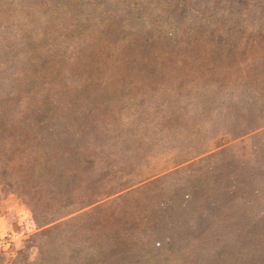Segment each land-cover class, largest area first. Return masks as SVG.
Wrapping results in <instances>:
<instances>
[{
	"label": "rangeland",
	"instance_id": "rangeland-1",
	"mask_svg": "<svg viewBox=\"0 0 264 264\" xmlns=\"http://www.w3.org/2000/svg\"><path fill=\"white\" fill-rule=\"evenodd\" d=\"M28 1L0 0V123L17 126L0 137V153L8 152L15 162L12 171H2L13 180V187L2 188L0 198V216H9L12 225L0 234V239L11 236L6 247L10 251L0 257V264H206L200 244L165 260L144 251L136 260L132 249L141 233L158 235L165 229L153 223L161 206L172 199L164 189L184 190L193 184L211 156L221 165L231 159L241 165L252 162L261 149L255 136L264 127L252 129L264 125V119L241 116L238 109L249 91L264 94V63L254 62L258 56L264 58V28L258 32L253 26L264 24V0H165L169 6L177 5L171 12L172 27L179 29L186 23L199 33L208 31L207 36L197 32L171 36L169 32L145 44L146 28L140 31L141 37L126 42L127 49L114 50L107 44L105 58L111 63L102 59L93 69L94 74L102 71V76L88 75L90 44L81 41L72 61L41 58L33 75L44 82L29 77L23 80L26 85H20L17 63L25 46L20 35L32 34L33 27L43 28L36 15L27 11ZM124 9L120 6L116 12ZM204 10H209L210 18L200 21ZM89 19L93 16L83 21ZM41 36L46 35L38 37L39 49L45 53V46L52 42ZM7 43L10 49L4 48ZM139 51L144 57H133ZM117 52L121 55L118 65ZM75 60L80 68L72 74L65 65ZM123 62L130 71L113 82L110 73ZM252 70L258 76L250 82ZM89 81L92 85L85 89ZM254 104L264 108L258 99ZM38 109L48 118L56 114V120L71 117L74 128L62 129L61 123H55L51 129L49 122H34L32 117V124L41 129L29 135L35 140L29 144L17 122L29 119ZM232 115L237 119L231 120ZM74 129L83 138L75 139ZM87 178L94 195L106 193V182L109 187L118 182L133 184L75 212L77 201L85 204L88 199L83 198L86 185L81 182ZM43 182L59 186L41 191ZM39 202L50 203L49 209ZM64 214L69 216L49 226L36 225ZM107 235L113 241L119 239V251L114 243L106 248ZM226 260L221 264H252L255 257L247 249L244 260Z\"/></svg>",
	"mask_w": 264,
	"mask_h": 264
},
{
	"label": "trees",
	"instance_id": "trees-1",
	"mask_svg": "<svg viewBox=\"0 0 264 264\" xmlns=\"http://www.w3.org/2000/svg\"><path fill=\"white\" fill-rule=\"evenodd\" d=\"M216 1L213 0L214 3ZM28 4L30 6L27 11L36 15V21L39 24H43V28L33 27L32 34L22 33L20 35V39L25 43L24 54L21 55L22 59H19L17 63L18 68H21L22 74V81L18 82L20 85L24 83L23 80H28L29 77L34 78L32 79L33 82H37V80L44 82L38 79L36 75H33L35 65L42 64L41 58L47 55L49 60L54 57L59 59L60 57L62 59L65 57L67 60L72 61L77 51L75 46L81 41L85 44H90L88 49L92 59L87 63L89 66L88 75L95 76L98 74L102 76V71L94 74L93 69L97 66L96 62L99 60L105 59V62L111 63L110 59L105 58L109 54H106V52H109L107 48L109 43L111 44V49H124L123 47L127 49L130 45H127L126 42L129 41L131 44L132 41L141 37L140 31L143 32L146 28H149V32L143 39L145 44L159 38L162 34L169 36V32H172L171 36L178 34L187 37L199 31L196 30L195 26L187 27L186 23H183L179 29L172 27L169 21L174 20V14L171 15V12L177 8V5L169 6L165 0H29ZM120 6L125 8L122 13L116 12V9ZM87 10L89 11L88 14H86ZM208 11L204 10L201 12L200 21L210 18ZM91 16H93V19L83 21L85 17ZM261 24L262 21L260 24H253L255 30L258 29V32H261L264 28V24L261 27L258 26ZM5 29H8V27L6 26ZM41 32L44 33L41 34ZM199 32L197 34H201L202 38L207 36L208 33L205 30H201L202 33ZM39 35H46L47 41L52 42L45 46L47 47L45 53H41V48L39 49ZM41 37L45 40V37ZM71 41L74 42L73 47L70 46ZM123 42L126 45L122 46L121 43ZM10 45V43H7L4 48L10 49ZM69 48H71L70 52L68 51ZM67 54L68 56H66ZM132 55L140 58L143 53L139 51L138 53H132ZM18 56L20 55L18 54ZM120 56L117 52L115 55L116 65L119 64L117 59H120ZM254 62L263 64L264 58L258 56ZM77 65L78 62L75 60L72 63H67L65 67L69 73L73 74L80 68ZM123 67L126 68L124 69ZM129 71L130 65L123 62L119 70L110 73V80L115 82ZM251 76L250 82L256 81L258 75L254 70L251 71ZM24 84L26 85V83ZM91 85V81L85 83V89H88ZM141 90L143 88H139V91ZM255 92V90L249 91V96H244L241 99L242 101L245 99L246 102L238 109V112L241 116L264 119V108L262 106H254L257 99L261 104L264 103V94L262 96L258 95V97ZM44 113V111L38 109L30 114L29 119H20L21 121L17 122L20 129L24 130L25 135L28 136L26 138L30 142L29 144L35 141L29 135L33 131L37 132L41 129L40 125L35 127L36 125L32 124V117L34 122L39 119H42L41 122H49L48 126L51 129L57 123H61L62 129L70 130L74 128L70 121L71 117H62L56 120V114L52 118H48ZM230 119L236 120L237 115L230 116ZM263 127L264 125H257L252 130L257 131ZM9 128L7 124L1 122L0 137L7 132L15 130L17 126L14 125ZM73 137L79 140L83 138V135L77 129H74ZM255 137L259 138L262 146L252 162L239 165L233 163L231 159L221 165L214 158L216 156H211L210 164L197 172L198 175L195 179L196 181L192 182L193 184L187 186L184 190L164 189L170 196L168 199H172L168 204L166 202L161 206L163 210L154 218L153 223L159 222L162 229H165L158 235L151 232L148 234L141 233L138 238V245L136 246L135 244L132 249L134 259H140L139 253L144 251L146 252L145 254H155L165 260L172 255H178L184 249L188 251L190 245L200 244L204 247L203 252L206 253H204L206 264H221L229 258L233 260L241 258V260H244L247 255V249L255 257V262L252 264H264V131ZM0 148H2L1 145ZM11 148L12 145H10ZM0 154L3 155L2 157L0 156L1 198L4 188L13 187V180H10L6 175H2V171H5V173L12 171L15 167V162L8 152L3 151ZM148 177H144L143 180ZM81 182L86 185V190L82 192L83 198L88 199L85 204L78 200L77 204L79 207L75 212L95 205L102 196L108 198L121 193L132 187L133 184L118 182L114 184V187H109V183L106 182L105 186L108 188L105 191L106 193L94 195L91 179L87 178L81 180ZM57 186L55 183L46 186L43 182L39 189L41 191H47V189L51 191L55 187L56 190ZM88 194L93 195L88 197ZM52 199L49 201L53 203ZM38 204L40 206L44 204L46 206L47 204L46 209H49L50 203L48 202H39ZM67 216L69 215H60L42 224L36 221V225L37 227H46ZM149 227L148 231H151L153 226ZM56 228L55 226L52 229ZM52 229L47 230L46 233H49ZM106 240L109 242L106 248L109 249L112 246L110 243H114V249H118V244L116 243L119 242V239L114 238L115 241H113V238H109L107 235ZM9 251L10 248H7L0 252V257L6 255ZM120 253L122 252L117 254Z\"/></svg>",
	"mask_w": 264,
	"mask_h": 264
},
{
	"label": "crops",
	"instance_id": "crops-1",
	"mask_svg": "<svg viewBox=\"0 0 264 264\" xmlns=\"http://www.w3.org/2000/svg\"><path fill=\"white\" fill-rule=\"evenodd\" d=\"M12 228L11 219L9 216H0V234H4Z\"/></svg>",
	"mask_w": 264,
	"mask_h": 264
},
{
	"label": "built area",
	"instance_id": "built-area-1",
	"mask_svg": "<svg viewBox=\"0 0 264 264\" xmlns=\"http://www.w3.org/2000/svg\"><path fill=\"white\" fill-rule=\"evenodd\" d=\"M10 242H11V236L9 235L0 239V251H4Z\"/></svg>",
	"mask_w": 264,
	"mask_h": 264
}]
</instances>
